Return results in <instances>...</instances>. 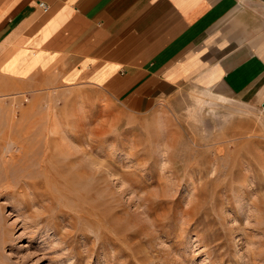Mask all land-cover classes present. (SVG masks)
<instances>
[{
    "label": "rangeland",
    "instance_id": "1",
    "mask_svg": "<svg viewBox=\"0 0 264 264\" xmlns=\"http://www.w3.org/2000/svg\"><path fill=\"white\" fill-rule=\"evenodd\" d=\"M47 86L0 90L1 262L264 264V108Z\"/></svg>",
    "mask_w": 264,
    "mask_h": 264
},
{
    "label": "crops",
    "instance_id": "2",
    "mask_svg": "<svg viewBox=\"0 0 264 264\" xmlns=\"http://www.w3.org/2000/svg\"><path fill=\"white\" fill-rule=\"evenodd\" d=\"M0 80L130 107L190 84L264 108V0H0Z\"/></svg>",
    "mask_w": 264,
    "mask_h": 264
},
{
    "label": "bare ground",
    "instance_id": "3",
    "mask_svg": "<svg viewBox=\"0 0 264 264\" xmlns=\"http://www.w3.org/2000/svg\"><path fill=\"white\" fill-rule=\"evenodd\" d=\"M3 135H4V134H3ZM14 136H16V135H14ZM9 137H11V135H9ZM5 139H6V138H5ZM11 139H12V138H11ZM8 140H9V139H8ZM8 140H7V141H8ZM15 140H17V139H15ZM2 141H3V139H2ZM2 141H0V142H2ZM3 142H4V141H3ZM19 142H20V141H19ZM5 143H7V142H5ZM5 143H4V144H5ZM4 144H3V145H4ZM19 156H20V155H19ZM13 157H14V156H13ZM15 157H16V156H15ZM15 157H14V158H15ZM20 157H21V156H20ZM11 158H12V156H11ZM14 160H15V159H14ZM20 160H21V159H20ZM20 160H17V161H20ZM17 161H16V162H17ZM45 161H46V160H45ZM45 161H44V162H45ZM4 162H5V161H4ZM45 163H46V162H45ZM47 163H48V162H47ZM51 164H52V163H51ZM46 166H47V164H46ZM47 168H48V166H47ZM24 184H25V183H24ZM30 184H31V185H36L35 182H34V183H30ZM16 185H17V184H16ZM19 185H20V184H19ZM19 185H17V186H19ZM17 186H16V187H17ZM27 186H28V185H27ZM20 187H21V185H20ZM32 187H33V186H32ZM34 187H35V186H34ZM35 188H37V187H35ZM12 189H13V188H12ZM30 189H31V188H30ZM17 190H18V189H17ZM20 190H21V188H20ZM20 190H19V191H20ZM32 190H33V189H32ZM8 191H9V190H8ZM15 191H16V188H15ZM20 192H21V191H20ZM4 194H5V193H4ZM7 194H8V193H7ZM7 194H6V195H7ZM34 194H36V196H37V192H34ZM38 194L40 195V193H38ZM20 195H21V194H20ZM8 196H9V194H8ZM36 196H35V197H36ZM43 196H45V195H43ZM46 196H47V195H46ZM13 198L16 199V197H13ZM36 198H38V197H36ZM35 200H37V199H35ZM43 216H44V215H43ZM40 220L42 221V218H41ZM0 264H4V263L0 261Z\"/></svg>",
    "mask_w": 264,
    "mask_h": 264
},
{
    "label": "built area",
    "instance_id": "4",
    "mask_svg": "<svg viewBox=\"0 0 264 264\" xmlns=\"http://www.w3.org/2000/svg\"><path fill=\"white\" fill-rule=\"evenodd\" d=\"M39 6L45 11V12H48L50 10V7L43 3V2H39Z\"/></svg>",
    "mask_w": 264,
    "mask_h": 264
},
{
    "label": "clouds",
    "instance_id": "5",
    "mask_svg": "<svg viewBox=\"0 0 264 264\" xmlns=\"http://www.w3.org/2000/svg\"><path fill=\"white\" fill-rule=\"evenodd\" d=\"M165 155H167V153H165Z\"/></svg>",
    "mask_w": 264,
    "mask_h": 264
}]
</instances>
